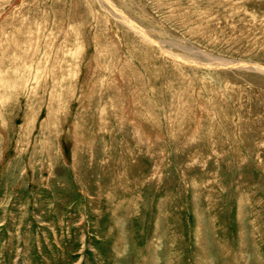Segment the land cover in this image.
<instances>
[{"label":"rangeland","instance_id":"374dc122","mask_svg":"<svg viewBox=\"0 0 264 264\" xmlns=\"http://www.w3.org/2000/svg\"><path fill=\"white\" fill-rule=\"evenodd\" d=\"M105 2L0 0V264H264V0Z\"/></svg>","mask_w":264,"mask_h":264},{"label":"bare ground","instance_id":"6f19581e","mask_svg":"<svg viewBox=\"0 0 264 264\" xmlns=\"http://www.w3.org/2000/svg\"><path fill=\"white\" fill-rule=\"evenodd\" d=\"M106 2H107V0H105ZM105 2V3H106ZM110 3H112V2H110ZM113 4V3H112ZM112 6V5H111ZM120 10H118V9H116V12H119ZM119 16V15H118ZM120 17H121V19H122V21H124L125 23H127V24H129L130 26H132V27H134L135 25H137V24H135V22L129 17V16H127L125 13H124V11L122 12H120ZM136 27V26H135ZM137 29H141V27L140 28H138L137 27ZM144 34V33H143ZM187 50H189V48L187 49ZM191 51H193V50H191ZM207 55H205V57H206ZM209 57V56H208ZM224 61H226V59L225 60H220V64H223V63H225V66H227V65H230V64H236V63H239V62H234V61H230V60H227L226 62H224ZM240 64V63H239ZM246 65V64H245ZM233 66V65H232ZM236 66V65H235ZM246 66H249L250 68V70H260V71H263L264 72V67L263 66H261V65H252V64H248V65H246ZM246 68V67H245ZM247 69V68H246Z\"/></svg>","mask_w":264,"mask_h":264}]
</instances>
